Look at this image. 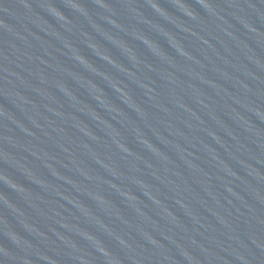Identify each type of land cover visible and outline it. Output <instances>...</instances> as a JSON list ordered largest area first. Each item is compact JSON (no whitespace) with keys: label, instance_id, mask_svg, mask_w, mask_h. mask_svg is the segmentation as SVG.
I'll use <instances>...</instances> for the list:
<instances>
[{"label":"water","instance_id":"water-1","mask_svg":"<svg viewBox=\"0 0 264 264\" xmlns=\"http://www.w3.org/2000/svg\"><path fill=\"white\" fill-rule=\"evenodd\" d=\"M0 264H264V0H0Z\"/></svg>","mask_w":264,"mask_h":264}]
</instances>
